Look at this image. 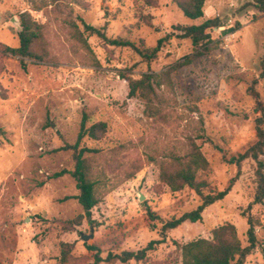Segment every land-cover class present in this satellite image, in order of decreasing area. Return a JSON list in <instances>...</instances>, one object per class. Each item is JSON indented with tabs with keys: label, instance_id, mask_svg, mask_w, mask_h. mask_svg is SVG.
Wrapping results in <instances>:
<instances>
[{
	"label": "rangeland",
	"instance_id": "374dc122",
	"mask_svg": "<svg viewBox=\"0 0 264 264\" xmlns=\"http://www.w3.org/2000/svg\"><path fill=\"white\" fill-rule=\"evenodd\" d=\"M188 1L0 0V264H90V247L105 259L156 240L164 243L144 262L126 264H182V246L211 241L213 231L227 224L248 246L249 216L257 222L258 246L246 264H264V203L247 210L257 189L252 160L242 164L231 193L208 207L201 222L161 232L162 222L202 203L191 189L173 193L160 181L164 157L185 155L195 141L210 165L199 177L208 184L204 193L224 191L238 172L224 158L256 142L258 115L249 92L255 81L264 103V14L251 0H206L204 17L190 20L178 6ZM26 12L43 27V37L34 49L40 59L22 63L6 48H19ZM215 18L222 27L208 30L210 51L197 58L178 27ZM86 25L145 52L168 40L146 60L133 48L109 45ZM231 28L237 30L226 33ZM147 74L160 76L156 91L163 103L154 118L139 95L129 98L128 80ZM84 114L89 125L106 122L109 130L81 145L101 152L87 155L98 181L96 224L83 219L71 227L68 221L84 215L76 181L70 174L52 177L73 171L72 151L62 148L76 143ZM201 134L204 139L197 138Z\"/></svg>",
	"mask_w": 264,
	"mask_h": 264
},
{
	"label": "trees",
	"instance_id": "16d2710c",
	"mask_svg": "<svg viewBox=\"0 0 264 264\" xmlns=\"http://www.w3.org/2000/svg\"><path fill=\"white\" fill-rule=\"evenodd\" d=\"M58 1V0H55ZM206 0H189L188 2H178V6L184 13L185 17L190 20H198L204 17V5ZM252 5L262 14H264V0H251ZM19 32V48H6V51L18 56L22 59V63L26 59H40L35 53V46L41 41L43 37V27L34 22L30 14L23 13L20 16ZM219 19L206 20L201 25H192L187 27H178L182 33L180 37L190 39L196 50L195 57H201L210 51L211 36L208 30L214 28H221ZM239 27V26H238ZM86 30L92 34L98 35L102 40L111 46L115 47H130L133 48L143 59L151 60L156 57L157 53L163 46V43L168 40V37L158 41L157 47L151 52H145L135 44L123 40H110L106 35L94 27L85 26ZM237 29L231 28L226 33H233ZM264 77V74H262ZM160 76L154 74H147L140 80L129 79V98L137 97L138 95L145 102V113L149 118H154L160 115V110L157 105H161L162 97L156 91L160 88ZM255 81L249 89L250 95L256 103L255 112L258 115L256 124V142L251 145L246 151L230 159L224 158L229 165H235L238 172L234 178L231 179L228 187L216 194H205L204 189L207 187L205 181L200 180V173L208 172L210 165L206 157L201 152V147L195 141L190 142V151L185 155L172 153L167 155L165 160L160 163V181L165 184L171 192L178 193L185 188L194 191L202 200L201 205L197 209L187 212L178 218H173L169 221L162 222V235L169 231L176 230L186 223L194 224L203 220L205 210L222 202L232 191L235 184L241 177V166L247 160H252L256 163V182L257 189L254 197V202L249 205L248 211H251L254 205H261L264 203V103L261 101L260 94L256 90ZM109 130V125L106 122H99L89 125V116L83 115L80 132L75 144H67L62 148V151H72V157L75 163L73 171L63 170L54 174L53 179L63 177L70 174L76 181V187L79 195L76 197L80 205L84 209V215L79 216L76 220L68 221L67 225L71 227L81 225L83 219H87L91 226H95L92 219V212L94 208L100 203L96 189L98 181L94 178L92 165L87 157L90 154L101 153L97 149L88 147H81L84 140L99 141L103 138ZM201 131L204 132L203 126ZM1 132V129H0ZM204 134L199 135L198 139H204ZM151 220H158L152 212H148ZM246 214H243L245 217ZM248 224V246H242L238 237L236 227L232 224L221 226L213 231V240L199 239L188 243L181 247L182 264H246L247 258L253 254L257 249L258 239L256 235L257 222L252 216L247 218ZM163 240H156L150 242L146 248L138 252H123L121 255L109 254L107 258H102L101 250L96 247L89 249L94 252L93 262L90 264H113L119 261L122 264L135 261L136 263L144 262L148 253L156 249L158 245L163 244ZM63 257L68 254L67 245H63Z\"/></svg>",
	"mask_w": 264,
	"mask_h": 264
},
{
	"label": "water",
	"instance_id": "95a60500",
	"mask_svg": "<svg viewBox=\"0 0 264 264\" xmlns=\"http://www.w3.org/2000/svg\"><path fill=\"white\" fill-rule=\"evenodd\" d=\"M141 200H144V197H143V196L141 197ZM89 239H90V237H83V240H84V241H87V240H89Z\"/></svg>",
	"mask_w": 264,
	"mask_h": 264
}]
</instances>
